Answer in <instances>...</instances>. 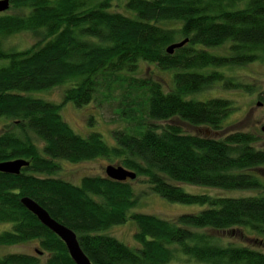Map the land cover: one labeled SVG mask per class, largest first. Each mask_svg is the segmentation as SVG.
I'll return each instance as SVG.
<instances>
[{"label": "trees", "instance_id": "16d2710c", "mask_svg": "<svg viewBox=\"0 0 264 264\" xmlns=\"http://www.w3.org/2000/svg\"><path fill=\"white\" fill-rule=\"evenodd\" d=\"M10 1L16 12H0V61H8L0 65V117L9 119L0 132V162L25 158L30 164L17 175L0 171V223L11 224L0 231V246L38 240L40 249L0 254V264H76L65 242L23 205V196L73 228L93 264H165L179 252L208 264H264L263 250L224 244L216 235L241 227L264 237V148L258 147V134L234 130L221 138L206 136L171 121L176 117L214 131L223 127L231 99L186 96L225 78L218 69L205 71L210 66L264 61V0ZM22 31L42 35L23 49L5 46L8 36ZM185 38L184 46L167 51ZM226 43L229 54L210 51ZM141 61L175 70L173 89L136 76ZM61 85L66 88L59 103L25 94ZM260 98L264 101V91ZM113 99L126 122L112 131L114 145L99 132H76L61 113L69 101L81 107ZM150 119L168 122L156 125ZM97 157L118 159L137 176L145 175L152 190L170 201L206 207L175 220L130 212L138 199L127 180L87 175L74 184L56 176L59 160ZM166 176L261 192L189 193ZM128 219L137 225L139 247L108 232Z\"/></svg>", "mask_w": 264, "mask_h": 264}, {"label": "rangeland", "instance_id": "374dc122", "mask_svg": "<svg viewBox=\"0 0 264 264\" xmlns=\"http://www.w3.org/2000/svg\"><path fill=\"white\" fill-rule=\"evenodd\" d=\"M8 13H14L16 10L8 9ZM168 25H178L176 22H169ZM40 32L22 31L8 36L5 40V46L15 49H23L33 45L41 38ZM229 43L222 46L210 48V51L216 54H229ZM8 61L1 60L0 65L6 64ZM218 69L225 74L224 79H220L212 86L204 90L191 93L186 97L188 99L205 100L210 97H224L232 100V111L225 119L223 127L213 130L207 126H193L179 118H173L171 121L179 123L184 129L190 133H196L206 136L223 137L227 132L234 130L254 131L258 134V147L264 148V132L261 126L264 123V101L260 98V93L264 91V61L258 60L242 65H223L210 66L205 71ZM175 70H163L158 65L141 61L138 71L135 73L138 77H152L163 83L166 90L174 87L173 75ZM230 81L237 84L226 85L225 82ZM66 86H56L46 90H36L25 92L32 97H40L48 101L61 102L64 98V90ZM261 102V104H259ZM118 99L111 101H103L100 105L98 101H93L84 106H77L69 101L62 107L61 113L69 125L81 135L86 136L90 132L96 131L103 135L104 140L110 145L116 144V139L112 131L114 129L123 128L126 125L125 120L121 117L118 108ZM94 117L93 122L90 121ZM156 125H163L168 121L148 120ZM9 122L6 117H0V132ZM61 169L57 171L56 176L68 180L74 184H80L84 176L87 175H104L106 176V167L110 164L119 165L118 159H108L105 157H97L88 161L69 162L67 160H59ZM166 178L189 193H206L211 196L220 197H240L259 194L260 190L248 189H228L215 186H205L190 182L177 181L166 176ZM128 182L134 187L137 194L138 203L130 210V212H142L159 216L164 219L175 220L180 214L197 212L205 208L201 204H188L182 202L170 201L157 192L152 190L151 184L147 181L145 175H138L135 179H128ZM11 224L0 223V231L9 228ZM193 230H208L209 228L192 227ZM137 225L132 219H128L125 223L117 224L111 227L108 232L124 241L132 247H139L140 244L135 238ZM216 235L222 238V243H234L239 245H250L264 251L263 235L251 231L247 228L235 227L229 230L216 232ZM40 249L38 240H31L22 244L12 246H0V254L9 252H24L37 254ZM42 261L48 257V253L39 255ZM165 264H208L203 261L189 259L181 252L178 259Z\"/></svg>", "mask_w": 264, "mask_h": 264}, {"label": "water", "instance_id": "95a60500", "mask_svg": "<svg viewBox=\"0 0 264 264\" xmlns=\"http://www.w3.org/2000/svg\"><path fill=\"white\" fill-rule=\"evenodd\" d=\"M11 6L10 0H0V12L7 11ZM189 38L172 43L168 46L167 51L173 53L175 49L184 46ZM261 104V102H259ZM264 132V123L261 126ZM30 164L29 160L25 158H18L14 160H7L0 162V171L8 174H19L23 167ZM106 176L118 180L126 181L128 179H135L137 172L126 168L125 166L110 164L106 167ZM23 205L30 210L37 218L54 233H56L66 244L67 249L76 264H93L91 259L83 250L77 232L64 223L59 222L52 217L49 211L44 208L39 202L29 196H23L21 199Z\"/></svg>", "mask_w": 264, "mask_h": 264}]
</instances>
